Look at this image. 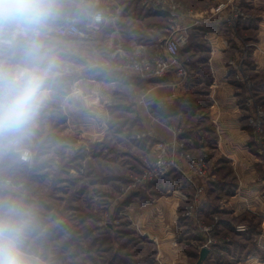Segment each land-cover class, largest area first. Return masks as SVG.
Returning <instances> with one entry per match:
<instances>
[{"label": "crops", "instance_id": "crops-1", "mask_svg": "<svg viewBox=\"0 0 264 264\" xmlns=\"http://www.w3.org/2000/svg\"><path fill=\"white\" fill-rule=\"evenodd\" d=\"M237 1L248 17L234 29L221 21L227 11L212 16L215 0H176L186 13L176 26L168 4L162 7L156 0H60L62 13L44 37L47 45L68 39L53 26L73 14L85 27L96 10L104 12L105 20L92 39L106 40L105 55L115 59L136 54L152 60L176 29L189 35L179 52L189 69L183 82L174 72L143 77L93 64V76L78 78L74 92L47 90L46 104L60 106L69 128L91 142L94 151L102 146L117 151L122 142L129 150L134 144L146 165L157 143L177 137L208 157L206 178L193 181L172 173L160 181L171 195L144 206L150 220L145 231L156 237L163 264H186L192 258L197 264L203 247L210 249L203 264H264V150L248 124L245 86L237 75L242 62L254 73L255 90L264 99V0ZM246 42L249 56L243 61ZM100 73L103 77H97ZM143 98L152 105L142 104ZM201 186L195 217L183 215Z\"/></svg>", "mask_w": 264, "mask_h": 264}, {"label": "rangeland", "instance_id": "rangeland-1", "mask_svg": "<svg viewBox=\"0 0 264 264\" xmlns=\"http://www.w3.org/2000/svg\"><path fill=\"white\" fill-rule=\"evenodd\" d=\"M55 22L60 23L59 19ZM58 26H53L52 30ZM91 33L85 40L66 37L68 39L48 45L56 60L48 89L58 94L74 92L78 78L93 76V64L114 68L104 63L120 62L125 56L139 57L125 54L115 59L105 55L106 40L92 39ZM114 46L112 42V48ZM11 55L6 47L0 48V58ZM248 56L246 42L241 60ZM239 68L237 75L245 86L243 103L250 112L248 124L264 150V99L258 97V90H255L254 73L247 67L244 69L242 62ZM186 69L187 75L180 80L182 82L189 76V69ZM97 77H103V73ZM260 78L264 79L263 72ZM259 113L263 117L261 135L250 122V117ZM175 139L184 143L182 152L206 158V175L196 176L206 178L210 173L208 157L204 153H194L185 141ZM159 143L146 165L145 157L141 160L133 151L134 144L129 145V150L122 142L117 151L105 149L106 146L94 151L91 142H84L69 128L64 110L50 104L44 106L26 138L13 144L0 143V178L11 179L9 185H0V199H22L34 209L37 223L27 243L39 264H163L156 237L145 231L150 220L144 216V206L155 203L160 195H171L172 189L166 192L160 188L163 185L160 181L177 171L160 180L141 181L142 173L156 158ZM26 152L25 160L22 154ZM94 153L98 155L93 157ZM203 191L202 186L198 188L195 198L186 204L183 215L195 217L196 204ZM201 226L212 230L211 225ZM185 249L191 252L189 247ZM186 264L196 263L192 258Z\"/></svg>", "mask_w": 264, "mask_h": 264}, {"label": "clouds", "instance_id": "clouds-1", "mask_svg": "<svg viewBox=\"0 0 264 264\" xmlns=\"http://www.w3.org/2000/svg\"><path fill=\"white\" fill-rule=\"evenodd\" d=\"M60 0H0V143L26 138L47 103L56 60L46 44L50 25L62 13ZM37 223L22 199H0V264H39L28 246Z\"/></svg>", "mask_w": 264, "mask_h": 264}, {"label": "built area", "instance_id": "built-area-1", "mask_svg": "<svg viewBox=\"0 0 264 264\" xmlns=\"http://www.w3.org/2000/svg\"><path fill=\"white\" fill-rule=\"evenodd\" d=\"M156 2L162 7H164V4H168L166 9L169 10L172 22L175 26L179 23V20L186 15L184 9L179 6L176 0H156ZM212 9V16L214 17L227 11L226 16L222 17L221 21L228 23L234 29L238 27L242 20L248 17L241 3L237 0H215ZM104 20V12L102 10H96L91 15L86 26L82 27L79 23L78 16L66 14L56 29V33L63 37L87 38L97 26H100L104 22ZM188 40L189 35L187 32L176 29L162 44L163 52L157 54L152 60L125 56V61H107L104 65L114 67L123 72H135L143 77H164L168 73L174 72L176 77L182 80L187 75V69L179 60V52L180 49L187 44ZM141 103L146 107L152 105V101L146 98L141 99ZM262 118V114L260 113L256 117H250V122L254 125L256 133L259 135L263 133ZM181 148H185L184 143L178 142L176 139L170 143H159L157 146L156 158L142 173L141 181L149 182L160 180L175 170L182 172L190 180L196 176H205L207 166L206 158L202 156H192L189 153L182 152ZM27 156L28 152L22 154L25 160ZM10 183V178H0V185H9ZM240 229H244V226H240Z\"/></svg>", "mask_w": 264, "mask_h": 264}, {"label": "water", "instance_id": "water-1", "mask_svg": "<svg viewBox=\"0 0 264 264\" xmlns=\"http://www.w3.org/2000/svg\"><path fill=\"white\" fill-rule=\"evenodd\" d=\"M210 249L208 247H203L201 252H200V256L199 259L197 261V264H202L204 262V260L207 258L208 254H209Z\"/></svg>", "mask_w": 264, "mask_h": 264}]
</instances>
